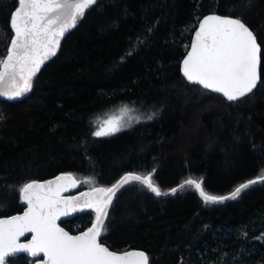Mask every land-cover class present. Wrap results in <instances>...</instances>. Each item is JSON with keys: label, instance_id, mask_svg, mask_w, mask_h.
I'll use <instances>...</instances> for the list:
<instances>
[{"label": "trees", "instance_id": "16d2710c", "mask_svg": "<svg viewBox=\"0 0 264 264\" xmlns=\"http://www.w3.org/2000/svg\"><path fill=\"white\" fill-rule=\"evenodd\" d=\"M16 6L0 0V58ZM208 15L241 19L261 44L260 84L240 101L190 85L181 73ZM122 104L158 117L95 136L94 120ZM0 117V218L23 212L21 186L61 174L80 189L89 186L85 179L110 188L133 173L151 175L161 192L191 179L209 195L227 196L264 176V0H98L31 91L19 102L0 100ZM95 216L90 209L63 226L79 234ZM105 228L102 243L120 253L144 251L150 264H264V184L214 205L191 186L159 199L131 181L116 194ZM37 261L23 255L8 264Z\"/></svg>", "mask_w": 264, "mask_h": 264}, {"label": "snow or ice", "instance_id": "6c2138e0", "mask_svg": "<svg viewBox=\"0 0 264 264\" xmlns=\"http://www.w3.org/2000/svg\"><path fill=\"white\" fill-rule=\"evenodd\" d=\"M97 4L98 0H17L9 21L14 36L6 56L0 58V97L16 100L30 92L33 78L45 61L55 56L65 34L77 26L88 9ZM148 31L150 33L151 29ZM143 42L142 38H138V45ZM190 47L191 51L182 64L183 76L191 84L220 93L229 102L240 101L257 87L261 44L241 19L219 15L204 17L198 24L195 41ZM122 111L129 109L125 107ZM157 115L158 111H153L146 119L153 120ZM105 123L107 127L96 131L95 136L115 133L128 126L121 125L119 119ZM131 181L146 185L156 196L164 194L153 183L151 175L129 173L120 184ZM77 183L71 175H61L55 180L45 183L33 181L19 188L27 210L23 215L0 219V264H8L9 257L17 258L20 253L31 257L43 254L46 259L41 264H149V257L143 251L121 254L110 251L100 242L101 234L106 231V209L120 185L82 193L84 200L77 196H62L69 186H77ZM186 183L199 190L205 203L216 204L239 198L251 185L264 183V176L241 184L230 196L208 195L202 181L190 179ZM172 191L175 193L176 190ZM86 207L96 213L95 223L87 231L71 235L57 223L61 216ZM29 233L31 238L21 242V237ZM243 235L247 237L246 232Z\"/></svg>", "mask_w": 264, "mask_h": 264}, {"label": "water", "instance_id": "95a60500", "mask_svg": "<svg viewBox=\"0 0 264 264\" xmlns=\"http://www.w3.org/2000/svg\"><path fill=\"white\" fill-rule=\"evenodd\" d=\"M219 16H221V15H219ZM229 18H233V17H229ZM202 21V20H201ZM243 22V21H242ZM198 30V26H197V28H196V30L194 31V34H193V36H192V41H191V44L192 43H194V41H195V32ZM251 30V29H250ZM12 32H13V30H12ZM69 32V31H68ZM68 32L65 34V36L63 37V39L61 40V42H60V46H59V48H58V50H57V52H56V54H55V56H52V57H50L48 60H46L45 61V63L42 65V67L40 68V70H39V72L36 74V75H38L43 69H44V67L48 64V63H50L58 54H59V52H60V49H61V47H62V45H63V43H64V40H65V38L67 37V35H68ZM13 36H14V32H13ZM257 42H258V39H257ZM259 43V42H258ZM190 44V45H191ZM191 51V47H189V50H188V52H190ZM187 52V53H188ZM187 53H186V55H185V57L183 58V59H185L186 58V56H187ZM183 61V60H182ZM261 63H262V48H261ZM181 73H182V75H183V64H182V62H181ZM35 75V76H36ZM184 77V76H183ZM34 79V78H33ZM184 79L187 81V79L184 77ZM260 81H261V65H260V80L258 81V83H257V87L253 90V92L252 93H254L255 91H256V89L258 88V86H259V84H260ZM188 82V81H187ZM190 85H193V86H199V87H202V86H200V85H195V84H191L190 82H188ZM206 90V89H205ZM208 91H210V90H208ZM211 92V91H210ZM29 92H27V93H25L21 98H18V99H16V100H9V99H7L6 97H0V100L1 101H7V102H10V103H14V102H19V101H21L27 94H28ZM212 93H214V92H212ZM252 93H250L249 95H247V96H245V97H243L242 99H244V98H246V97H248V96H250ZM215 94H217V95H220V96H222L223 97V95L222 94H220V93H215ZM223 98H225V97H223ZM226 99V98H225ZM241 99V100H242ZM227 100V99H226ZM129 173H127L126 175H128ZM61 175H70V174H61ZM61 175H59V176H61ZM126 175H124V176H126ZM72 176V175H71ZM124 176L115 184V185H113V186H111L110 188H106V187H97V188H105V189H111V188H114L115 186H117V185H120L118 188H116L115 189V193H114V195L112 196V202H111V205H112V203L114 202V200H115V198H116V194L123 188V186L126 184V183H124V184H120V182L123 180V178H124ZM58 177V176H57ZM57 177H55V178H53V179H50V180H55ZM73 177V176H72ZM75 178V177H74ZM47 181H49V180H47ZM47 181H43V182H39V183H45V182H47ZM77 181V180H76ZM78 182V181H77ZM140 183V182H139ZM247 183V182H246ZM262 184H264V183H256V184H253V185H251L248 189H246V190H244L242 193H241V195L243 194V193H245L247 190H249V189H251V188H253V187H256V186H259V185H262ZM144 185V184H143ZM181 185H183V187H181ZM181 185H179V186H177V187H175L174 189L176 190L175 191V193H173V189L172 190H170V191H168V192H162V193H164L163 195H161V196H156L155 195V193H153L146 185H144L145 187H147L149 190H150V192L154 195V196H156L157 198H159V199H166V198H170V197H172L173 195H175L177 192H179V191H181V190H183L184 188H187V187H193V189H194V191L196 192V194L202 199V200H204L203 199V197L200 195V192H199V190L198 189H196L195 188V186L194 185H188L186 182H184L183 184H181ZM78 186H79V182L77 183V186H74V187H72V186H69V188H68V190L67 191H64L63 193H62V196H64V197H72V196H77V197H80L81 198V200H84L85 199V197H83L82 196V193H85V192H91L92 190H82V191H80V192H78V193H76V194H74V192L78 189ZM235 191V190H234ZM233 191V192H234ZM209 195V194H208ZM231 194H229V195H227V196H230ZM240 195V196H241ZM239 196V197H240ZM236 200V199H235ZM231 201H234V200H232V199H229V200H225L223 203H216V204H214V205H223V204H226V203H229V202H231ZM208 203H211V202H208ZM211 204H213V203H211ZM111 205L106 209V211H107V216H108V213H109V211H110V208H111ZM90 209H92V208H84L82 211H75V212H72V213H70L68 216H61L60 217V219L57 221V223L60 225V227H62V228H64V226H63V223H65V222H67V221H70V220H72L78 213H82V212H85V211H87V210H90ZM27 210V205L26 204H24V210H23V212L24 211H26ZM23 212H21L20 214H16V215H23ZM5 218H9V217H5ZM0 219H3V218H0ZM106 221V220H105ZM64 230L65 231H67L69 234H71V235H79V234H81V233H79V234H72V233H70L67 229H65L64 228ZM85 232V231H84ZM31 233H29V234H27L25 237H21V242H27L30 238H31ZM101 239H102V234H101V237H100V242L102 243V241H101ZM104 246H106V247H108L107 245H105L104 243H102ZM109 248V247H108ZM109 250L110 251H113V250H111L110 248H109ZM131 251H134V250H131ZM138 251H141V250H138ZM116 252V251H115ZM127 252H129V251H127ZM144 252V251H143ZM117 253H120V252H117ZM125 253V252H124ZM122 254V253H121ZM147 254V253H146ZM23 255H26V256H28V257H30V258H33V259H38V261L35 263V264H41V261L42 260H45L46 259V257H44L43 256V254H41L40 256H38V257H31L29 254H27V253H20V254H17V257H19V256H23ZM9 258H13V257H9ZM8 258V259H9ZM149 264H150V261H149Z\"/></svg>", "mask_w": 264, "mask_h": 264}, {"label": "rangeland", "instance_id": "374dc122", "mask_svg": "<svg viewBox=\"0 0 264 264\" xmlns=\"http://www.w3.org/2000/svg\"><path fill=\"white\" fill-rule=\"evenodd\" d=\"M125 107H127L129 109V111H127V112L122 111V109H124ZM151 112H153V111H151ZM151 112L145 114V113H143V111H139L138 109H136L132 105L122 104V105L116 107L115 109H113L112 111L108 112L106 115L99 116L94 120L95 132L101 130L102 128H106L107 125L105 122L108 120H113V119H119L121 125H128V126L122 127L121 130L118 132L110 133V134L104 135V136H99V138L111 137V136L119 134L121 132L132 130L133 128H135L136 126H138L140 124L153 121L155 118L153 120H147L146 119V116L148 114H150ZM157 117H158V115H157ZM137 118H139V122H137ZM77 181L79 182V180H77ZM80 183H81V181H80ZM83 183L86 185H89L88 187H85L84 190H88V189L93 190V189L97 188V186L90 179H85V181H83ZM92 210H94V209H92Z\"/></svg>", "mask_w": 264, "mask_h": 264}, {"label": "flooded vegetation", "instance_id": "af4514ba", "mask_svg": "<svg viewBox=\"0 0 264 264\" xmlns=\"http://www.w3.org/2000/svg\"><path fill=\"white\" fill-rule=\"evenodd\" d=\"M83 189H80V187L78 186V189L74 192V194H76V193H78V192H80V191H82Z\"/></svg>", "mask_w": 264, "mask_h": 264}]
</instances>
